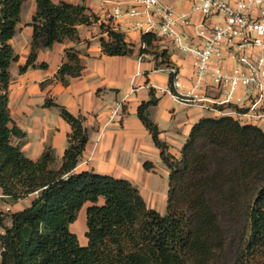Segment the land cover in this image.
<instances>
[{
    "label": "trees",
    "instance_id": "1",
    "mask_svg": "<svg viewBox=\"0 0 264 264\" xmlns=\"http://www.w3.org/2000/svg\"><path fill=\"white\" fill-rule=\"evenodd\" d=\"M26 1L0 0V188L13 204L32 197L28 206L6 215L0 206V264H264V131L258 126L231 116L202 118L177 157L150 118L157 104L150 89L151 99L137 115L169 171L163 215L147 206L132 182L77 170L89 142L86 119L51 99L44 107L56 108L71 127L61 163L51 147L32 160L13 143L25 133L9 107L10 67L18 61L10 42ZM35 1L31 49L21 74L47 68L37 64L40 49L79 41L78 26L98 23L103 55L129 57L138 50L157 69L175 66L154 33L142 34L137 47L112 18L101 21L83 3ZM84 70L80 53L68 49L55 80L67 87ZM173 83L169 74L170 91L177 95ZM144 169L155 172V165L147 161ZM83 210L86 245L71 230Z\"/></svg>",
    "mask_w": 264,
    "mask_h": 264
},
{
    "label": "crops",
    "instance_id": "2",
    "mask_svg": "<svg viewBox=\"0 0 264 264\" xmlns=\"http://www.w3.org/2000/svg\"><path fill=\"white\" fill-rule=\"evenodd\" d=\"M52 1L83 3L98 15L101 21L107 22L112 18L113 24L125 34L128 42L137 47L141 44L142 33L130 29V17L117 18L113 14L118 2L129 4L131 0ZM160 1L170 6L177 14H189L192 24L185 29L186 40L199 44L196 26L203 21L202 14L192 10L189 0ZM122 9L125 10L126 6L123 5ZM35 12L36 1L27 0L22 8L18 33L10 42L18 61L10 67L12 82L9 107L15 125L25 133L22 138H13V143L19 145L24 154L32 160L40 158L46 148L51 147L57 163H61L71 127L61 118L56 108L44 107L46 99H51L73 115L86 119L89 142L77 170H94L132 182L139 188L147 206L163 215L165 198L160 201L157 194H151L148 190L146 193L142 191L143 187L157 181L158 169L164 168H160V151L138 118V107L151 99L150 89H153L157 104L150 107V118L157 124L162 142L166 143L169 152L177 157L192 127L202 118L217 116L202 108L200 103L187 104L177 100L169 89V74L159 71L152 57H140L138 50L129 57L103 55L100 38L104 35L100 30V23L78 26L79 41L65 40L51 49H40L37 64H46L47 68L29 69L21 74L20 67L26 64L30 54L33 30L29 24ZM221 22V16H214L208 23L214 26ZM160 44L168 49L173 64L178 68V94L191 93L192 59L176 49L166 38H162ZM72 48L80 53L85 70L80 77L72 78L69 86L65 87L55 80V76L65 59L66 50ZM233 66L232 59H227L224 63L227 73ZM193 94L211 100L220 96L218 89L212 86L207 90H196ZM238 97L245 98L242 90L238 92ZM220 108L224 109L225 106ZM247 124L258 126L264 131V122ZM147 161L155 165V173L144 169V163ZM0 198H4L1 188ZM31 198L19 201L13 208L23 206V209L30 204ZM6 225H10V222Z\"/></svg>",
    "mask_w": 264,
    "mask_h": 264
},
{
    "label": "built area",
    "instance_id": "3",
    "mask_svg": "<svg viewBox=\"0 0 264 264\" xmlns=\"http://www.w3.org/2000/svg\"><path fill=\"white\" fill-rule=\"evenodd\" d=\"M189 1L192 10L203 16V21L196 26L199 44L186 40L185 29L192 24L189 14H177L160 0L118 2L113 14L117 18L130 17V29L166 38L192 59L193 91L173 94L177 100L200 103L217 117L231 116L241 123L264 122V0ZM214 16H221L223 22L212 26L208 22ZM227 59L234 61L228 73L224 67ZM158 70L172 74L174 88L176 91L180 88L176 66ZM210 86L218 89V98L211 100L193 94ZM240 90L244 92V99L238 97ZM222 106L225 108L221 109Z\"/></svg>",
    "mask_w": 264,
    "mask_h": 264
},
{
    "label": "rangeland",
    "instance_id": "4",
    "mask_svg": "<svg viewBox=\"0 0 264 264\" xmlns=\"http://www.w3.org/2000/svg\"><path fill=\"white\" fill-rule=\"evenodd\" d=\"M181 1V0H180ZM221 117V116H219ZM216 117V118H219ZM160 168H164L163 170L158 169V175L157 176V181H153L154 183L148 184L145 187L142 188V191L144 193L150 192L151 194H157L158 198L160 199V201L165 198L164 201V213H166L167 211V193H168V171H167V167L164 165V163L162 161H160ZM167 172V173H166ZM155 173V172H153ZM150 194V195H151ZM2 201H5L4 203ZM0 203H1V212H3L2 214H8V213H12L17 210H20L23 206H19L15 208H13V203L9 200V199H4V198H0ZM8 208H10V210H8ZM86 210V209H85ZM85 210H83L80 213V216L77 220V222L75 224H73L71 226V230L76 233L79 237V240L81 242V244L86 245L87 239L85 237L86 234V230H87V225H86V212ZM9 220L7 219L5 221V224H8Z\"/></svg>",
    "mask_w": 264,
    "mask_h": 264
}]
</instances>
